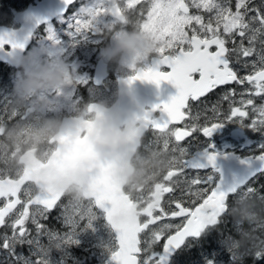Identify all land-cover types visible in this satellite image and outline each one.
Returning <instances> with one entry per match:
<instances>
[{
    "label": "snow or ice",
    "instance_id": "snow-or-ice-1",
    "mask_svg": "<svg viewBox=\"0 0 264 264\" xmlns=\"http://www.w3.org/2000/svg\"><path fill=\"white\" fill-rule=\"evenodd\" d=\"M111 2L94 0L66 15L75 0H63L58 23L63 25L68 42L75 43L88 34H97L93 24L101 14L115 17L127 12L136 15L140 26L154 34L160 43L156 59L126 83L131 86L141 80L157 86L161 81L174 84L176 94L166 103L153 105L140 118L149 125L155 140L164 139L165 149L179 151L184 159L147 195L140 192L126 199L110 187L102 168L96 177L93 200L87 205H75L45 191L25 190L11 177L0 174V227L10 230V235H0V252L4 254L0 264H53L50 253L77 243L74 237L80 225L98 209L103 210L116 233V245L110 249L112 264H181L186 254L197 250L198 264H221L229 258L223 255V235L216 229L232 226L230 218L226 225L222 223L228 204L241 191H258L264 196V187H254L255 183H264V143L241 159L247 173L226 181L217 165L215 146L201 149L200 137L188 139L197 132L202 138H210L226 121L264 135V105L257 107L253 99L247 100L251 114L230 106L221 118L214 107L215 120L205 125L199 124L200 116L193 114L189 103H203L202 98L214 89L233 84L264 99V0H127L109 11ZM36 23L45 25V40L62 50L64 43L56 27L47 18ZM31 37V32L20 38L15 31H0V55L12 59L18 51H24ZM165 68L167 71L162 70ZM79 83L86 81L81 79ZM234 95L232 89L222 98L227 101ZM189 117L192 123L183 128L170 127ZM164 131L170 133L169 137L162 138ZM188 170L197 174L189 178ZM165 194L167 200L162 203ZM220 203L224 212L211 223ZM131 207L142 210L135 221L125 218ZM53 219L59 227L50 225ZM230 254V264H240V258ZM253 257L264 260V253Z\"/></svg>",
    "mask_w": 264,
    "mask_h": 264
},
{
    "label": "rangeland",
    "instance_id": "rangeland-1",
    "mask_svg": "<svg viewBox=\"0 0 264 264\" xmlns=\"http://www.w3.org/2000/svg\"><path fill=\"white\" fill-rule=\"evenodd\" d=\"M34 1L38 0H0V25L12 29L17 28L14 15L22 12ZM89 2H94V0H76L66 15L75 12L81 5ZM256 2L259 3L260 0H256ZM120 3L123 6L127 0H121ZM137 7L140 6L137 5ZM121 14L122 21L112 20L101 14L99 20L93 24V30L97 34H88L75 43L68 42L63 25L58 23L60 15H57L50 21V24L56 27L57 34L64 43L63 49L56 48L45 40V25H42L32 35L31 43L21 59L19 68L11 71L4 81L0 79V129L3 131L0 136V174H3L4 177L20 173L22 166L18 164L17 158L26 149L34 148L35 157L40 160L44 158V151L48 149L49 145L48 138L55 132L61 117L80 115L89 118L85 107L90 102L98 103L104 107L109 106L115 98V77L131 75L136 67L148 68L149 57L158 55L160 43L154 38V34L144 30L137 19L131 21L132 17L137 18L136 15H130L127 12ZM133 32L147 34L154 45V51L146 55L140 62L129 63L120 62L118 58L108 59L105 50L113 47L123 33ZM97 59H101L106 64L108 76L99 86H93L91 74ZM60 63L66 68L63 86L26 91L25 81L29 74L38 72L41 66L51 67ZM247 71V69L244 70L245 73ZM81 79L86 83H79ZM248 99H253L257 107L264 105V99L251 94L244 86H240L235 90V95L225 102L226 111L231 106L239 107L251 114L252 106L247 105ZM221 105L222 100L217 94L213 103L208 101L194 106L192 111L194 114L206 113L207 116L210 115L211 120L214 113L213 108L215 107L218 111ZM27 108H31L32 112L24 116ZM190 120H192L191 117ZM185 124L186 122L182 128ZM229 127H240V125L227 121V129ZM169 135L170 133L161 134L162 138H167ZM145 140H142L140 148L131 161L134 172L125 187L131 197H136L140 192L147 195L151 191V182L157 176L160 175L164 180L170 170L178 168L184 159L183 154L179 151H174L171 148L165 149L164 139L157 141L153 136H146ZM150 158L159 160L151 162ZM196 174L188 170L189 178ZM26 190H32V186H27ZM250 196L252 194L241 191L232 198L228 206H234L230 209L234 212L236 210H240L239 213L244 211V214L233 223L234 232L241 237L243 235L245 243L249 238L251 247L256 251L259 249L262 251L264 250V225L260 220L246 213L245 207H243L244 210L240 207V202H245L246 198ZM64 200L75 205H87L91 202L90 199H83L75 187L70 189ZM50 225L59 227V223L54 219L50 221ZM242 225H244L243 228ZM60 230L64 231V229ZM5 233L10 235V230L2 228L0 235ZM74 239L78 242L66 245L63 249H54L50 253L53 264H112L110 249L114 248L116 243L111 230L104 221L102 212L97 210L92 218H86ZM221 244L223 245V240ZM234 246V240L226 241L223 245L225 248L223 255L225 256L227 251ZM21 251L27 254L26 249H21ZM196 252L197 256L194 260L191 259L188 264H198L200 253L199 250ZM3 255V252H0V259H3ZM226 257L229 260L223 259L221 264H230V254ZM184 262L187 260H182L181 264Z\"/></svg>",
    "mask_w": 264,
    "mask_h": 264
},
{
    "label": "water",
    "instance_id": "water-1",
    "mask_svg": "<svg viewBox=\"0 0 264 264\" xmlns=\"http://www.w3.org/2000/svg\"><path fill=\"white\" fill-rule=\"evenodd\" d=\"M115 7L116 5H112L109 11ZM63 8V0L35 1L32 5L26 7L24 11L14 15V19L18 24L17 28L11 29L0 25V31H15L18 37L23 38L29 32L33 33L38 27L36 23L37 19L47 18L49 22L55 16L60 15ZM108 16L118 21L122 20L121 14L115 17ZM29 43L30 39L25 49ZM24 51H18L12 59L0 55V63H6L16 68ZM154 59L156 57L149 59L150 67ZM140 70L139 67L136 68L133 75ZM105 77V63L101 59H97L92 70L91 82L93 85H99ZM128 78L117 77L115 79L116 98L110 106L103 107L93 102L86 105V111L93 113L92 120H84L81 117L61 118L56 133L50 138V141L55 142V147L46 162L42 164L35 159L32 160L30 158L31 151L23 153L18 160L24 165V170L19 178L13 181L18 182L19 186L26 181H30L40 191L48 192L56 198H59L68 186L74 185L79 188L80 195L83 199L93 200L97 187L96 177L100 174L101 169L104 168V175L110 187L126 199L127 196L122 193L121 188L126 178L132 174L129 159L138 146L139 137L149 127L140 117L145 111H148L145 108L152 109L153 105L168 102L177 91L174 84L169 81H161L159 86H157L151 81L136 80L129 86L126 83ZM106 110H113L118 114L117 126L119 128L124 129L131 125L135 130L133 133L134 138L129 144L118 153L111 155H101L95 148L96 124L103 118ZM27 112L26 115L28 114ZM81 133L83 135L80 137ZM236 133L234 132L233 135ZM217 165L223 171L226 181H231L233 177H242L248 171L247 167L241 163V159L232 163L228 160L217 158ZM82 172L85 174V179L79 181L78 176ZM98 211L103 213L104 221L111 230L116 243L115 230L108 223L103 210L98 209ZM223 212L224 205L220 203L210 222L215 223L216 216H220ZM125 218L132 221L137 220L132 207L127 211Z\"/></svg>",
    "mask_w": 264,
    "mask_h": 264
},
{
    "label": "clouds",
    "instance_id": "clouds-1",
    "mask_svg": "<svg viewBox=\"0 0 264 264\" xmlns=\"http://www.w3.org/2000/svg\"><path fill=\"white\" fill-rule=\"evenodd\" d=\"M154 51V45L147 34L139 32L123 33L116 40L115 45L105 50L108 59H119L120 62H140L146 55ZM66 68L60 63L51 67L41 66L38 72L29 74L25 81L26 91L40 88L61 87L65 83ZM118 114L113 110H106L105 115L96 124L95 148L101 155L118 153L134 138V128L129 125L121 129L117 126ZM85 179L82 172L79 181Z\"/></svg>",
    "mask_w": 264,
    "mask_h": 264
},
{
    "label": "flooded vegetation",
    "instance_id": "flooded-vegetation-1",
    "mask_svg": "<svg viewBox=\"0 0 264 264\" xmlns=\"http://www.w3.org/2000/svg\"><path fill=\"white\" fill-rule=\"evenodd\" d=\"M148 67H149V65H148ZM162 70L166 71V69H162ZM107 76H108V72H107ZM240 86L241 85H239V84L219 86L218 88L214 89L212 92L208 93L206 98H202V101H203V103H207L208 101H211L213 103L217 97V94H219L220 99L222 100V105L218 108V112L221 114V118H222L223 113L226 112V108H225V105H226L225 102L226 101L222 98L224 93L225 92H231L232 89L237 90L238 87H240ZM189 103L192 105V110L194 109L193 108L194 106L203 104V103H198V102H193V101H189ZM145 110H150V109L145 108ZM88 114H89V118H86V117H82V118L84 120H92L93 115L91 113H88ZM198 114L200 116L199 124L205 125L207 122H212L215 120V114L214 113L212 114L211 120L209 118L210 115L207 116L206 113H198ZM154 115H158V113H154ZM77 116H79V115H77ZM185 122H186V124H190V123H192V120H190V117H189L186 119V121L180 122V124H178V125H170V127H181L182 128V125ZM234 132H237V133L235 135H233ZM166 133H169V132L164 131L161 134H166ZM52 135L48 138V144H49L48 149L46 151H44V158L42 160L35 157L34 148H29V149H32V151H33L31 156H30V158H32V160L34 158L39 163H44L46 161L49 154L52 152V149L55 147V142L50 141V138L52 137ZM82 135H83V133L80 134V137ZM146 136H152L150 133L149 127L139 137L138 146L136 147V149L134 151V155L136 154L137 150L140 148L142 140L144 141ZM196 137H200L202 139L201 149L206 148L209 144H212L215 146L214 151L219 154L217 158H220L223 160H228L232 163H234V162H236V161H238L244 157H249L250 154H252L256 151V145L257 144L264 143V135H262L261 133L253 132L250 129L241 128V127H229V129H227V121L224 123L223 127L219 128L216 132H214L213 136L210 138H202L201 134L199 132H197V133L193 134V137H190L188 139L192 140V139H195ZM157 146H158V144H157ZM158 160L159 159L150 158L151 162H156ZM132 168H133V172H134V167L132 166ZM189 171L196 173L195 170H189ZM19 174L18 175H11L10 177L12 179H16V178H18ZM132 175L127 179L126 184L124 183L125 184V185H123L124 188L127 186V183L132 178ZM162 181L163 180L161 179L160 175L157 176V178L151 182V184H152L151 190H153L155 185L161 183ZM29 185L32 186L33 191H40L39 188L34 186V184L31 182H25L21 185V187L26 190V187ZM73 187H75V186L71 185V186L67 187L62 192V194L59 198L64 199V197L67 196V194L70 192V189ZM76 189L78 190V188H76ZM126 189L127 188H125V191H126ZM79 194H80V192H79ZM126 196L131 197L130 193L128 191H126ZM167 196H168V194H165V199L162 201V203H166ZM2 206H3V203H2V201H0V207H2ZM132 208L135 211L136 215H138V212L140 210H138L136 207H132ZM138 218H139V216H138ZM2 228L3 227H0V230Z\"/></svg>",
    "mask_w": 264,
    "mask_h": 264
},
{
    "label": "trees",
    "instance_id": "trees-1",
    "mask_svg": "<svg viewBox=\"0 0 264 264\" xmlns=\"http://www.w3.org/2000/svg\"><path fill=\"white\" fill-rule=\"evenodd\" d=\"M130 18V17H129ZM131 21H134L136 18L132 17ZM8 68L4 66H0V79L3 80L7 74ZM254 187L260 188L264 187V183H255ZM247 200L240 202V207L243 209V207L246 208L245 212L254 216L255 219H258L261 221V223L264 225V196L260 194L258 191L255 194H252V196L247 197ZM234 206H228L227 215L222 218V223L227 224L228 218L231 220V225H228L227 227H217V232L221 233L223 235V245L226 241H230L231 239L235 241L234 248L230 249L225 256L232 253L235 254L237 257L240 258V264H264V260L257 261L255 257H253L255 254L264 253V250H258L256 251L253 249L248 241L245 243V238L242 235V237L236 232H234V222L241 217L244 214V211L239 213L240 210L231 211ZM230 210V211H229ZM244 210V209H243ZM229 211V212H228ZM242 228L244 225L241 226ZM200 253V252H199ZM197 256V252H191L186 254L182 260H187V262H184V264H188L189 261L194 260ZM231 258V254H230ZM229 260V259H228Z\"/></svg>",
    "mask_w": 264,
    "mask_h": 264
},
{
    "label": "bare ground",
    "instance_id": "bare-ground-1",
    "mask_svg": "<svg viewBox=\"0 0 264 264\" xmlns=\"http://www.w3.org/2000/svg\"><path fill=\"white\" fill-rule=\"evenodd\" d=\"M227 210H228V206H227Z\"/></svg>",
    "mask_w": 264,
    "mask_h": 264
}]
</instances>
